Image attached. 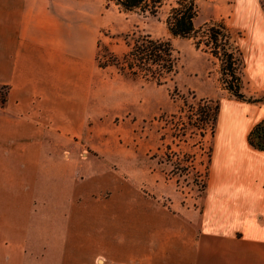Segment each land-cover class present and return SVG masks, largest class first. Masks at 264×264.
Instances as JSON below:
<instances>
[{"label":"crops","instance_id":"1","mask_svg":"<svg viewBox=\"0 0 264 264\" xmlns=\"http://www.w3.org/2000/svg\"><path fill=\"white\" fill-rule=\"evenodd\" d=\"M76 5L69 12V0H0V264H63L72 251L84 264L83 222L70 228L73 214L40 209L58 196L54 187L61 199L68 189L67 141L94 132L100 118L99 95L80 78L94 73L97 53L91 35L82 52ZM238 8L245 93L246 70L253 95L264 96V6L241 0ZM263 119L264 102L224 99L199 233L197 219L174 218L184 231L163 227L156 238L143 229L139 243L124 245L122 264H264V152L248 142ZM115 244L107 238L106 247ZM95 251L111 259L101 245Z\"/></svg>","mask_w":264,"mask_h":264},{"label":"rangeland","instance_id":"2","mask_svg":"<svg viewBox=\"0 0 264 264\" xmlns=\"http://www.w3.org/2000/svg\"><path fill=\"white\" fill-rule=\"evenodd\" d=\"M72 1L69 0V12L74 10ZM76 1V23L84 54L89 49L90 35L96 53L100 41L103 47L122 56L129 50L127 42L149 34L157 39H170L180 57L178 75L163 86L125 77L115 67L101 69L97 63L92 75L85 72L80 76L84 90L90 84L99 95L100 118L95 122L94 132L67 141L69 184L67 191L65 188L62 191L64 198H60V187L53 186L58 194L53 203L40 204L41 210L47 206L73 214L68 220L70 228L82 227L83 222L84 264H122L124 245L130 241L139 243L143 229L156 238L159 228L160 233L163 227L184 231L174 218L197 219L199 233L205 195L201 186L214 137L210 131L204 139L196 135L197 131L188 125V118H196L192 108L198 109L202 98L220 104L225 98L237 99L221 83L217 60L198 50L194 40L170 34L165 23L168 6L153 16L139 11L124 12L107 0ZM240 2L200 0L196 27L224 20L236 34H241L242 46L246 34L240 26ZM246 72V96L262 97L253 95ZM5 97L6 90L0 89V100ZM183 123L185 131L181 129ZM179 164L187 170L182 176L175 174ZM196 172L202 174L197 182ZM44 184L41 193L48 190L50 182ZM109 237L116 240L111 248L106 247ZM100 245L111 259L94 257ZM63 264L82 261L79 258L77 263L76 251H72Z\"/></svg>","mask_w":264,"mask_h":264},{"label":"trees","instance_id":"3","mask_svg":"<svg viewBox=\"0 0 264 264\" xmlns=\"http://www.w3.org/2000/svg\"><path fill=\"white\" fill-rule=\"evenodd\" d=\"M200 0H107L124 12H142L157 16L162 8L168 6L166 26L170 34L176 38L192 39L198 50L209 54L219 62L221 83L230 95L237 100L248 103L264 102L260 98H248L243 80L244 56L239 44L241 34L231 29L224 20H212L201 27H196L195 20L199 13ZM129 50L122 56L110 51L98 42L96 63L99 68L115 67L118 72L133 80H143L158 86L173 81L179 73V53L170 39H157L153 36L141 35L127 42ZM5 101V98L2 99ZM220 102L212 99H200L198 109L192 108L196 118H188L189 124L198 136L204 139L210 131L214 137ZM182 130H186L185 123ZM185 135V134H183ZM249 145L255 150L264 152V119L257 123L248 136ZM212 148L209 163L201 186L206 193L211 163ZM175 174L183 175L186 168L179 164ZM202 177L196 172L195 181Z\"/></svg>","mask_w":264,"mask_h":264}]
</instances>
